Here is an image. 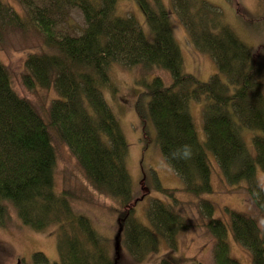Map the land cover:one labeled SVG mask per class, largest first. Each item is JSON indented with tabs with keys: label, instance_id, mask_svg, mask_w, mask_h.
Instances as JSON below:
<instances>
[{
	"label": "trees",
	"instance_id": "trees-1",
	"mask_svg": "<svg viewBox=\"0 0 264 264\" xmlns=\"http://www.w3.org/2000/svg\"><path fill=\"white\" fill-rule=\"evenodd\" d=\"M116 1L17 0L23 14L0 2V35L31 27L54 50L26 56L23 85L52 88L57 94L45 122L28 100L16 94L0 62V225L11 208L23 225L35 231L54 227L56 264H117L123 253L130 264H139L156 251L160 239L173 245L176 235L189 228L171 207L177 203L173 195L177 190L160 187L156 175L153 189L171 203L150 199L146 222L134 216L125 166L127 142L102 94L104 88L112 97L116 94L109 73L115 63L169 72V85L159 77L140 80L142 91L134 111L142 124L151 123L154 142L181 179L184 192L196 197L212 192L211 172L217 167L226 183L246 184L256 206L264 210V190L257 179L259 171L264 173V136L253 135L248 146L242 135L244 129L264 133V96L253 81L256 52L251 53L222 21L218 9L204 0H134L151 41L131 16L117 15ZM72 10L80 12L84 23L75 34L60 28ZM171 10L192 44L213 59L216 72L208 81L182 71L181 53L169 24ZM191 101H203L204 141L199 140L189 112ZM50 129L75 155L94 190L120 208L117 256L114 245L97 232L90 219L74 211L73 194L55 191L56 155ZM199 210L214 238V264H240L229 255L228 233L248 251L251 264H264V235L253 218L229 209L225 210L227 220L214 218V207L206 200L200 201ZM33 259L48 263L41 253H34Z\"/></svg>",
	"mask_w": 264,
	"mask_h": 264
},
{
	"label": "rangeland",
	"instance_id": "rangeland-1",
	"mask_svg": "<svg viewBox=\"0 0 264 264\" xmlns=\"http://www.w3.org/2000/svg\"><path fill=\"white\" fill-rule=\"evenodd\" d=\"M221 13L222 21L229 26L235 35L249 49L255 53L257 70L253 81L259 83L264 96V0H204ZM17 14H23L17 0H0ZM165 4L169 5L167 1ZM170 6V5H169ZM116 13L120 16H131L143 30L146 38L151 41L149 32L141 11L134 0H117ZM171 9V7H170ZM169 24L174 39L182 57V71L194 76L201 82L208 81L216 72L213 59L206 52L197 49L191 42L187 31L177 15L171 10ZM70 19L62 23L60 28L70 34L78 32L83 27V18L79 11L72 10ZM4 30V29H3ZM30 53H54V50L44 44L42 34L29 27L26 31L15 29L5 30L0 35V62L7 68L11 85L16 94L28 100L38 114L47 122V110L56 92L50 89L34 87L27 89L21 80L25 72L23 62ZM110 81L116 88L112 97L108 88L102 89V94L111 110L116 115L121 131L127 142L125 166L130 176L134 207V216L142 223L146 222L145 211L150 199H161L171 203L169 198L153 189L156 184L160 187L177 190L174 196L177 203L172 209L183 216L189 228L179 232L173 245L160 239L156 251L150 252L139 264H160L165 260L167 264H214V238L204 226V215L199 210L201 200L209 201L214 207V218L227 220L226 209L244 213L253 218L264 235V210H260L247 190V185H230L222 178L217 167L212 169V192L199 197L183 191L181 179L172 171L157 145L154 142V129L149 121L142 124L135 111L142 88L140 80L150 81L152 77H159L165 85L171 83L168 71L156 67L137 65L124 67L112 64L109 69ZM189 112L200 141L205 136L202 129L203 101H191ZM55 149L54 188L55 191L67 190L73 194L72 206L74 211L87 216L99 234L109 239L113 247V238L117 231V218L120 208L110 197L99 194L85 179L75 155L69 147L59 140L53 130H49ZM242 135L248 146L253 135H262L255 130L244 129ZM211 163L214 158L208 154ZM215 163V162H214ZM213 165V164H212ZM215 165V164H214ZM257 179L264 190V173L258 172ZM229 245V255L240 264H251L248 251L236 243L230 233L226 238ZM125 251L123 242L121 245ZM34 253H41L47 264H56V238L54 227L44 231H35L23 225L13 209L3 225H0V264H40L33 259ZM117 264H130L124 253Z\"/></svg>",
	"mask_w": 264,
	"mask_h": 264
},
{
	"label": "water",
	"instance_id": "water-1",
	"mask_svg": "<svg viewBox=\"0 0 264 264\" xmlns=\"http://www.w3.org/2000/svg\"><path fill=\"white\" fill-rule=\"evenodd\" d=\"M120 233H121V227H119L117 229L116 234L114 235V238H113V245H114V250H115L116 256L118 255V250H119ZM115 262H116V258H115Z\"/></svg>",
	"mask_w": 264,
	"mask_h": 264
}]
</instances>
